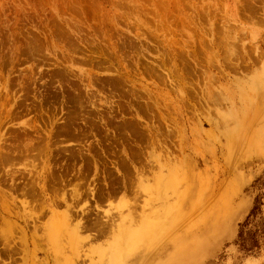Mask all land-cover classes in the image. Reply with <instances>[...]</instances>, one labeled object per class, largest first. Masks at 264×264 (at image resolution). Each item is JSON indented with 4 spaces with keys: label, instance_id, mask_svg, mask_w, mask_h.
Returning <instances> with one entry per match:
<instances>
[{
    "label": "rangeland",
    "instance_id": "obj_1",
    "mask_svg": "<svg viewBox=\"0 0 264 264\" xmlns=\"http://www.w3.org/2000/svg\"><path fill=\"white\" fill-rule=\"evenodd\" d=\"M2 219L0 264H264V0H0Z\"/></svg>",
    "mask_w": 264,
    "mask_h": 264
},
{
    "label": "bare ground",
    "instance_id": "obj_2",
    "mask_svg": "<svg viewBox=\"0 0 264 264\" xmlns=\"http://www.w3.org/2000/svg\"><path fill=\"white\" fill-rule=\"evenodd\" d=\"M79 194H78V192H77V190L75 189L74 190V192H73V198H77V196H78ZM2 199H4V198H2ZM75 202V201H74ZM7 203V202H6ZM5 203V204H6ZM64 203L66 204V201L64 200ZM132 206H133V204H131ZM72 205L70 204V206L69 205H66V210H65V212L62 214V217H60V219H62V221H63V223L68 227L72 222H71V220L73 219V209H72V207H71ZM131 206V207H132ZM6 210V212H7V209H5ZM7 214V217H10V214H8V213H6ZM131 215H133L132 213H130ZM105 215H107V212L105 213ZM6 218V217H5ZM132 219H133V216H132ZM25 220V219H24ZM146 220V219H145ZM134 221V220H133ZM147 221V220H146ZM146 221H144V222H146ZM108 222V221H107ZM106 222V223H107ZM143 222V221H142ZM143 222V224L144 225H146L145 223ZM149 222H150V220H149ZM133 223H135V222H133ZM108 224V223H107ZM0 225H2L1 227H0V240H1V244H4L5 245V247H6V249H7V246L6 245H8L9 243L11 244V240H12V238H13V235H14V232H16V230H17V226L14 224V223H12L10 220H4V219H2L1 220V223H0ZM104 225V224H103ZM102 225V226H103ZM111 225V224H110ZM132 225V224H131ZM160 225V224H159ZM59 225H57V227H58ZM113 226V225H112ZM141 226H142V223H141ZM55 227V226H54ZM61 226H59L58 228H60ZM105 227V226H104ZM110 227V226H109ZM148 227V226H147ZM143 228V227H142ZM100 229V228H99ZM98 229V230H99ZM102 229V228H101ZM100 229V230H101ZM149 229V228H148ZM147 229V230H148ZM65 230V229H64ZM64 230H60L62 233H63V231ZM82 230H86V226L83 224V223H81V221H78L77 223H76V225H75V227H74V230H73V232L76 234V235H78ZM100 230L98 231V232H100ZM147 230H143L144 232H146ZM56 231V230H55ZM68 231V230H67ZM97 231V230H96ZM104 231V230H103ZM65 232H66V230H65ZM141 232H142V230H141ZM57 233V232H56ZM61 233V234H62ZM82 233V232H81ZM111 233V232H110ZM109 233V234H110ZM154 233V232H153ZM66 234V233H65ZM72 234V233H71ZM96 234H99V233H96ZM109 234L107 233V234H104V232H100V237L101 238H103L104 237V235H106V236H108L109 237ZM137 234V233H136ZM98 235V236H99ZM140 235V234H139ZM138 235V236H139ZM144 235V234H143ZM63 236V239H64V234L62 235ZM92 236V235H91ZM98 236L96 235V237L98 238ZM66 237V236H65ZM71 238V237H70ZM74 238V237H73ZM101 238H100V240H101ZM140 238H141V235H140ZM50 240V242H52L53 244H56L57 243V237H55V235L53 236V235H51L50 236V238H49ZM104 239V238H103ZM65 240H66V238H65ZM86 240H89V237H86L84 240L83 239H80V244H82V241L84 242V241H86ZM96 240V239H95ZM98 240V239H97ZM106 240V239H105ZM138 240H139V238H138ZM14 241V240H13ZM60 241V240H59ZM58 241V242H59ZM63 241V240H62ZM64 243H65V241H63ZM62 242V243H63ZM66 242H68V241H66ZM91 242V241H90ZM63 243V244H64ZM53 244H52V246H53ZM66 244V243H65ZM79 244V243H78ZM103 244V243H102ZM51 246V245H50ZM63 247V246H62ZM9 248V247H8ZM5 249V248H4ZM10 250V249H9ZM65 250V249H64ZM5 251H7V250H5ZM10 252V251H9ZM64 252V251H63ZM8 253V252H7ZM9 258V257H8ZM37 260L35 259V260H33L32 259V257H31V264H47L46 263V261H41V262H36Z\"/></svg>",
    "mask_w": 264,
    "mask_h": 264
}]
</instances>
